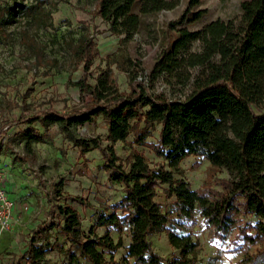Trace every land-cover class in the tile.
Returning <instances> with one entry per match:
<instances>
[{
    "label": "trees",
    "instance_id": "obj_1",
    "mask_svg": "<svg viewBox=\"0 0 264 264\" xmlns=\"http://www.w3.org/2000/svg\"><path fill=\"white\" fill-rule=\"evenodd\" d=\"M138 2L100 0L96 14L110 24L113 34L130 38L141 25L140 15L134 12ZM147 2L151 13L165 7L163 0ZM199 4L200 0H189V9ZM32 9L38 22L42 4L38 2ZM202 14L198 12L196 18ZM196 41L202 43V51L189 53L190 45ZM95 47L92 39L83 37L72 50L74 58L84 65V77L75 83L82 95L81 104L68 114L42 111L22 122L42 120L49 126L58 125L64 138L80 148L83 155L99 150L109 182L124 188L120 203L112 207L111 215L100 216L91 236L83 234L76 209L58 208L70 240L64 264H196L199 242L194 241L192 230L181 220L174 222V214L164 211L156 200L157 188L163 185L168 186L166 198H176V216L191 222V226L198 214L215 239L225 241L238 229L234 240L244 245L264 240V0L242 1L236 19L216 20L199 32H180V38L164 55L165 60L155 65L150 83L184 64L188 79L193 77L191 91L184 100L152 94L150 86L136 78L129 82L130 92H120L110 69L101 72L94 85L90 84L92 60L98 55ZM182 52L187 56L180 58ZM192 69L197 71L195 76L189 72ZM100 116L108 126L106 140L110 146L102 147L98 138L73 136L71 127L94 123ZM159 126L157 141L149 142ZM131 135L132 146L148 148L164 159L170 170L165 164L153 168L137 150L127 158L125 168L115 146ZM193 156H202L210 163L207 183L198 190L174 176L183 173L181 163ZM224 170L232 179L216 178ZM214 183L220 185L221 191L214 189ZM240 216L254 217L256 221L246 220L240 227ZM96 228H105V235H96ZM112 228L119 234L128 228L130 244L125 246L122 236L115 242ZM155 232L168 235L172 247L180 251L178 257L168 260L155 252L149 240ZM120 249H125L127 255L117 261L115 253ZM28 254L30 264H40L46 251L32 246Z\"/></svg>",
    "mask_w": 264,
    "mask_h": 264
},
{
    "label": "rangeland",
    "instance_id": "obj_2",
    "mask_svg": "<svg viewBox=\"0 0 264 264\" xmlns=\"http://www.w3.org/2000/svg\"><path fill=\"white\" fill-rule=\"evenodd\" d=\"M242 1L200 0L198 6L189 9V0H163L165 7L151 13L147 0H139L134 12L140 15L141 25L132 37L126 38L113 34L110 24L96 14L100 0H0V176L12 200L24 204L31 198L28 202L39 210V213L19 211L23 226L0 237V264H30L28 253L32 246L46 251L40 264H64L70 240L58 208L76 209L87 237L100 216L111 215L112 207L124 197L123 186L109 182L99 150L81 154L80 148L64 138L58 125L49 126L42 120L22 123L42 111L68 114L81 104L82 95L75 83L84 77V65L72 54L79 40L92 39L98 52L92 60L90 84L94 85L100 73L110 69L120 92H130L129 82L136 78L150 86L152 94L184 100L193 83L185 65L173 67L174 73H163L151 84L155 65L165 60L164 55L180 38L182 30L199 32L216 20L236 19ZM38 2L42 9L36 22L37 14L32 8ZM198 12H203L200 19L196 18ZM202 47L200 41L193 42L189 53H199ZM187 54L182 52L180 58ZM189 72L197 74L195 69ZM160 129L159 126L149 142L157 141ZM71 131L76 138H98L102 147L110 146L106 140L108 126L102 116L94 123L71 127ZM132 142L131 135L115 146L125 168L127 158L137 150L149 159L153 168L165 164L170 170L164 159L146 147L132 146ZM180 167L183 173H175V178L185 179L193 190L207 183L210 163L204 157H189ZM216 178L232 179V176L224 170ZM213 187L221 191L217 183ZM167 188V185L157 188L156 200L164 211L174 214V222L181 220L192 230L194 241L199 242L196 264H264V240L244 245L234 240L238 229L225 241L215 239L198 214L192 226L176 216V198H166ZM246 220L256 221L254 217L240 216L237 225L244 226ZM94 231L99 237L106 233L105 228ZM111 236L115 242L122 236L125 246L130 244L128 228L122 234L112 228ZM149 240L155 252L165 259L180 254L165 232H155ZM126 255L127 251L120 249L115 258L121 261Z\"/></svg>",
    "mask_w": 264,
    "mask_h": 264
},
{
    "label": "built area",
    "instance_id": "obj_3",
    "mask_svg": "<svg viewBox=\"0 0 264 264\" xmlns=\"http://www.w3.org/2000/svg\"><path fill=\"white\" fill-rule=\"evenodd\" d=\"M27 210L26 205L9 197L5 180L0 176V237L6 233L12 234L15 230L20 229L23 226V219L18 213Z\"/></svg>",
    "mask_w": 264,
    "mask_h": 264
},
{
    "label": "crops",
    "instance_id": "obj_4",
    "mask_svg": "<svg viewBox=\"0 0 264 264\" xmlns=\"http://www.w3.org/2000/svg\"><path fill=\"white\" fill-rule=\"evenodd\" d=\"M9 197L11 198L10 195H9ZM11 199H12V198H11ZM13 200H14V199H13ZM15 201H16V200H15ZM28 201H32V199H31V198H30V199L28 198L27 201L24 202V205H26L27 208H28V210L25 211V212H26V213H33V212L36 210V211H38L37 213H39V210H37L38 208L35 209V208H34V204H32V202H28ZM36 211H35V212H36Z\"/></svg>",
    "mask_w": 264,
    "mask_h": 264
}]
</instances>
